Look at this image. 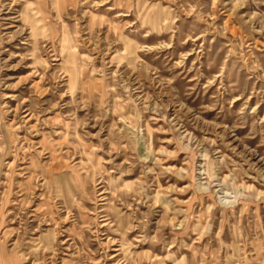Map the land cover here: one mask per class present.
Instances as JSON below:
<instances>
[{
  "label": "rangeland",
  "instance_id": "1",
  "mask_svg": "<svg viewBox=\"0 0 264 264\" xmlns=\"http://www.w3.org/2000/svg\"><path fill=\"white\" fill-rule=\"evenodd\" d=\"M0 264H264V0H0Z\"/></svg>",
  "mask_w": 264,
  "mask_h": 264
},
{
  "label": "bare ground",
  "instance_id": "2",
  "mask_svg": "<svg viewBox=\"0 0 264 264\" xmlns=\"http://www.w3.org/2000/svg\"><path fill=\"white\" fill-rule=\"evenodd\" d=\"M50 243V242H49Z\"/></svg>",
  "mask_w": 264,
  "mask_h": 264
}]
</instances>
